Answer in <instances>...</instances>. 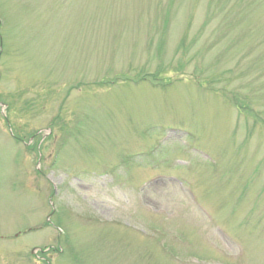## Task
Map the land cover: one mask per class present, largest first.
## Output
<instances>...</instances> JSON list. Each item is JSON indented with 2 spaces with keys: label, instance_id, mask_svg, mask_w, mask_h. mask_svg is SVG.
<instances>
[{
  "label": "rangeland",
  "instance_id": "rangeland-1",
  "mask_svg": "<svg viewBox=\"0 0 264 264\" xmlns=\"http://www.w3.org/2000/svg\"><path fill=\"white\" fill-rule=\"evenodd\" d=\"M0 264H264V0H0Z\"/></svg>",
  "mask_w": 264,
  "mask_h": 264
}]
</instances>
